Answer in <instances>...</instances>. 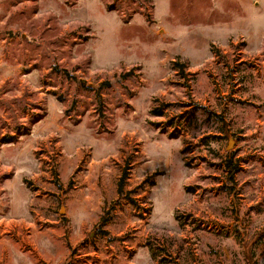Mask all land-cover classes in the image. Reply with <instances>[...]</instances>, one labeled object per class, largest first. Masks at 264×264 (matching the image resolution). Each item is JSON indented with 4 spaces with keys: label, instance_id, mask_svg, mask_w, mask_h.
<instances>
[{
    "label": "rangeland",
    "instance_id": "1",
    "mask_svg": "<svg viewBox=\"0 0 264 264\" xmlns=\"http://www.w3.org/2000/svg\"><path fill=\"white\" fill-rule=\"evenodd\" d=\"M0 264H264V0H0Z\"/></svg>",
    "mask_w": 264,
    "mask_h": 264
},
{
    "label": "trees",
    "instance_id": "2",
    "mask_svg": "<svg viewBox=\"0 0 264 264\" xmlns=\"http://www.w3.org/2000/svg\"><path fill=\"white\" fill-rule=\"evenodd\" d=\"M126 177V172L122 175L120 181H119V184H118V187H119V191H122L123 189V184H124V179Z\"/></svg>",
    "mask_w": 264,
    "mask_h": 264
}]
</instances>
